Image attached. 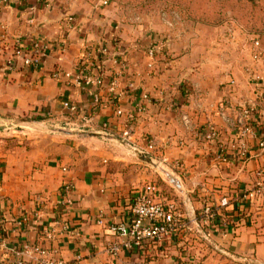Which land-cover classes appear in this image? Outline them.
I'll return each mask as SVG.
<instances>
[{
    "label": "crops",
    "instance_id": "0c3cea01",
    "mask_svg": "<svg viewBox=\"0 0 264 264\" xmlns=\"http://www.w3.org/2000/svg\"><path fill=\"white\" fill-rule=\"evenodd\" d=\"M38 2L16 0L0 10V23L7 27L0 51V211L6 244L41 241L44 230L58 220L79 236L64 233L53 244L63 258L80 254L82 264H264V198H241L254 186L256 173L264 172V150L258 147L253 123L252 134L244 139L248 156L241 159L233 150L240 109L251 108L254 121L264 116V37H257L263 58L254 60L251 36L239 42L216 28L211 41L198 26L188 37H166L165 55L150 58L143 49L148 40L102 37L105 30L95 26L103 23L90 10L83 15ZM90 8L96 10L95 5ZM26 13L33 16L32 25L25 24ZM65 15L75 21L63 55L54 52L39 70L11 57L17 39L23 45L32 39L55 43ZM90 39L105 40L94 45L109 50L99 63L104 83L117 77L118 89L128 90L120 100L105 94L102 106L85 121L89 93L72 81L53 79L51 73L57 65L71 69ZM211 42L217 49L212 50ZM144 94L150 98L146 111L131 129L122 127L115 109L132 108ZM65 100L84 111L68 115L61 109ZM38 111L44 120L26 119ZM103 122L117 139L103 136ZM207 124L218 130L213 142L202 137ZM150 139L155 144L150 155L132 149L144 148ZM222 149L228 154L226 162L219 158ZM64 179L74 184L71 209L60 203ZM157 181L163 183L166 200L177 204L180 222L174 232L135 253L110 256L106 248L115 238L109 226L130 221L135 194L149 184L159 190ZM39 197V218L16 230L14 222L32 213ZM224 198L226 205L221 203ZM206 206L213 217L205 215ZM100 212L104 226L96 224ZM0 264H7L2 249Z\"/></svg>",
    "mask_w": 264,
    "mask_h": 264
},
{
    "label": "built area",
    "instance_id": "2783aa9c",
    "mask_svg": "<svg viewBox=\"0 0 264 264\" xmlns=\"http://www.w3.org/2000/svg\"><path fill=\"white\" fill-rule=\"evenodd\" d=\"M13 1L16 0H0V10L10 8ZM94 1L95 7H106L109 5V0ZM46 2L47 1H44L43 4L44 6L46 4L47 7ZM24 20L26 25H32L34 22L33 16L27 13ZM73 29L74 19L71 15H67L63 19L60 36L55 43H50L41 39H32L28 45H23L22 41L17 39L14 43L11 57L20 58L21 64L25 68L39 70L46 59L54 52H57L59 55H63L66 52L68 48L66 35ZM6 31V25L0 23V51L3 48L2 42L7 39ZM250 41L252 43V58L254 60H261L263 58V53L260 50L258 38L251 36ZM164 49L165 44L161 41L157 46L150 47L147 50V55L150 58H154L156 54L159 52L162 53ZM107 53L108 50L105 46L86 45L84 51L77 58L76 63L71 69L64 71L57 65L51 73L53 79L72 81L76 87L89 93L90 106L85 109V113H87V115L83 116L85 121H90L91 113L102 106L105 100V94L108 96L114 95L120 100L124 98L126 95L125 92L128 90V88L125 90L118 89L117 77L110 78L107 83H104L99 63L100 59L106 56ZM9 64H12V60L9 61ZM124 68L123 66V69ZM149 102L150 98L147 94H144L139 97V100L136 101L130 109L117 107L115 109V116L121 126L131 129L137 118L146 111V105ZM61 109L70 116H80V113L84 111V109L80 111V108L75 102L68 100L61 103ZM252 113V109L247 107L239 111L237 123L240 129L238 133V142L233 146V150L237 152L236 156L241 159L248 156V150L244 139L252 134V128L249 124ZM47 117H49V115H47ZM258 121L264 125V116L260 117ZM101 128L104 137L118 138L111 133L108 122L101 123ZM202 137L207 142H213L218 137V130L214 125L207 124ZM258 140L259 149L264 150V129L259 132ZM154 148V141L150 139L144 148L138 149L136 147L132 149L142 156H148L154 151ZM227 156V151L222 149L219 158L223 162H226ZM61 170L65 174L68 172V169L65 167H62ZM256 177L257 181L254 186L241 195L242 199L264 198V172L258 171ZM73 190V181L64 179L60 185L59 193L61 197L60 203L65 209L73 208ZM157 191L154 184L145 186L133 197L130 207V221L119 222L109 226V230L115 238L106 248V252L110 256L115 257L121 252L135 253L145 244L161 243L174 232L176 226L180 222L177 204L175 201L159 198L157 196ZM37 202L38 205L32 213H25L20 219L14 222V228L16 230L20 231L27 227L31 219L39 218V213L43 205L42 198L39 197ZM221 203L222 205H226L227 199H222ZM204 213L208 217L214 216L212 209L208 206L204 208ZM2 223L3 216L0 211V249L4 250L7 255V264H82V257L80 254L76 253L70 259L63 258L60 254L58 245L53 244L59 239V236L64 233L76 237L79 236L78 233H70L65 226H62L61 221L56 220L51 227L45 229L41 241L11 245L6 244L4 241L1 231ZM96 224L99 226L105 225L103 213L100 212L98 214Z\"/></svg>",
    "mask_w": 264,
    "mask_h": 264
},
{
    "label": "rangeland",
    "instance_id": "374dc122",
    "mask_svg": "<svg viewBox=\"0 0 264 264\" xmlns=\"http://www.w3.org/2000/svg\"><path fill=\"white\" fill-rule=\"evenodd\" d=\"M38 1L43 6V2L47 1V7L46 4L44 6L47 9L61 5L70 11L78 10L83 15L90 10L94 20L103 23L102 27V24H93L105 30L106 36L102 37L109 41H112L113 35L121 40H148V46L143 47L146 54L150 47L157 46L156 40L163 42L172 34L188 37L198 26L204 27L205 31L201 34L211 41L216 37L213 32L216 28H221L223 34L236 36L239 42L252 34L264 37V0H109L108 6H97L96 10L90 8V5H95L94 0ZM103 42L106 41L90 39L88 45ZM210 46H213L212 50L217 49L212 42ZM242 51L244 55L246 50L243 48Z\"/></svg>",
    "mask_w": 264,
    "mask_h": 264
},
{
    "label": "trees",
    "instance_id": "16d2710c",
    "mask_svg": "<svg viewBox=\"0 0 264 264\" xmlns=\"http://www.w3.org/2000/svg\"><path fill=\"white\" fill-rule=\"evenodd\" d=\"M252 36L253 37H262L261 35H259V34H252ZM164 52H162V53H159V54H156V56H158V55H160V56H164L165 55V53L163 54ZM166 59V58H165ZM169 59V58H168ZM39 112H41V111H38V112H34V114H33V116L31 117V118H26L27 120H29V121H31V122H40V121H42V120H44V118H46V116L45 115H40V113ZM35 113H36V115H35ZM252 123H253V126H254V128L256 127L257 129H258V132H260L261 130H263L264 129V125L262 124V123H260L259 121H254V120H252V118L250 119V127H253L252 126ZM259 135V134H258ZM157 183V186H158V188H159V190L157 191V196L159 197V198H161V199H169L168 198V195L165 193V191L163 190V189H161V187L163 186V183H161V182H159V181H157L156 182Z\"/></svg>",
    "mask_w": 264,
    "mask_h": 264
},
{
    "label": "water",
    "instance_id": "95a60500",
    "mask_svg": "<svg viewBox=\"0 0 264 264\" xmlns=\"http://www.w3.org/2000/svg\"><path fill=\"white\" fill-rule=\"evenodd\" d=\"M35 123H37V122H35Z\"/></svg>",
    "mask_w": 264,
    "mask_h": 264
}]
</instances>
